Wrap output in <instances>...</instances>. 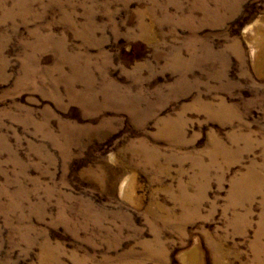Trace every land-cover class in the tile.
Here are the masks:
<instances>
[{
    "label": "rangeland",
    "instance_id": "1",
    "mask_svg": "<svg viewBox=\"0 0 264 264\" xmlns=\"http://www.w3.org/2000/svg\"><path fill=\"white\" fill-rule=\"evenodd\" d=\"M0 264H264V0H0Z\"/></svg>",
    "mask_w": 264,
    "mask_h": 264
}]
</instances>
